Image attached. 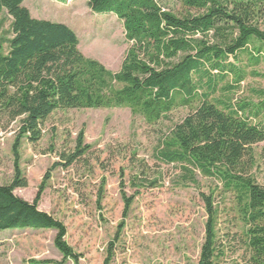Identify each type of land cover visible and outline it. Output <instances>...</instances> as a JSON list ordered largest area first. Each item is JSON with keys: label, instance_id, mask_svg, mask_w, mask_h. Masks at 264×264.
<instances>
[{"label": "trees", "instance_id": "16d2710c", "mask_svg": "<svg viewBox=\"0 0 264 264\" xmlns=\"http://www.w3.org/2000/svg\"><path fill=\"white\" fill-rule=\"evenodd\" d=\"M24 1L0 0V27L10 19L7 36L0 37V126L19 121L13 178L0 186V232L52 230L63 259L80 264L65 241V225L38 208L49 175L32 202L14 193L27 187L19 163L22 141L39 142L56 111L125 107L153 125L186 108L187 115L162 135L156 157L179 169V186L199 187V177L214 184L208 195L200 193L207 221L196 264H264V182L254 153L264 142V121L254 122L259 113L249 104L212 99L229 76L223 91H234L244 79L229 60L249 53L253 41L264 43V0H181L177 12L155 0H87L93 13L114 15L123 24L130 46L116 73L86 58L68 26L33 18ZM89 149L79 133L72 153L60 155V166H71ZM131 158L140 168L131 186L157 187L158 179L146 176L147 165L137 163L135 152ZM217 196L232 198L243 229L237 246L218 240ZM122 199L126 214L132 198ZM238 250L243 253L232 259Z\"/></svg>", "mask_w": 264, "mask_h": 264}, {"label": "rangeland", "instance_id": "374dc122", "mask_svg": "<svg viewBox=\"0 0 264 264\" xmlns=\"http://www.w3.org/2000/svg\"><path fill=\"white\" fill-rule=\"evenodd\" d=\"M155 1L165 10L177 12L181 8V0ZM23 6L35 19L68 26L86 58L118 72L130 44L122 22L114 15L93 13L87 0H25ZM9 23L6 18L1 24L0 37L7 36ZM229 62L243 71L244 79L234 91H223L226 83L232 82L229 76L212 99L249 104L259 113L254 122L262 123L264 43L253 41L249 53ZM187 113L188 109L178 108L167 120L151 125L125 107L56 111L42 126L39 142L22 141L19 163L27 187L14 193L32 202L49 175L38 208L65 225V241L80 256V264H104L108 258L109 264H196L207 221L200 193L208 195L214 184L199 177V187L179 186V169L156 157L162 135ZM18 127L19 121L0 126V186L13 178L12 146ZM79 133H83V144L89 151L71 166H60L64 163L60 155L72 153ZM134 152L137 163L147 165V178L158 179L157 187L136 190L131 186L132 177L140 171L131 158ZM254 153L262 183L264 142L254 146ZM123 194L132 198L126 214ZM215 205L219 207L218 240L237 246L243 229L232 211V198L221 200L217 196ZM54 237L52 230L0 232V264H73L55 249ZM241 253L243 250H238L232 259H239Z\"/></svg>", "mask_w": 264, "mask_h": 264}]
</instances>
